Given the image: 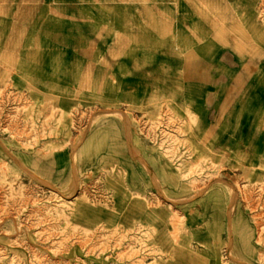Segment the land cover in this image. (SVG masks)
<instances>
[{"label": "crops", "instance_id": "0c3cea01", "mask_svg": "<svg viewBox=\"0 0 264 264\" xmlns=\"http://www.w3.org/2000/svg\"><path fill=\"white\" fill-rule=\"evenodd\" d=\"M254 6L0 0V95L59 110L51 127H37L35 155L21 146L13 151L0 133V168L88 187L68 198L69 239L53 241L67 253L48 263L264 264V23ZM220 7L228 9L224 16ZM88 109L97 112L56 129L61 112L68 120ZM130 119H162L164 126L139 130ZM172 119L179 129L168 124ZM173 138L186 151L183 167L206 157L242 170L227 168L228 189L219 181L194 188L205 181L177 171ZM242 172L249 190L241 195L235 183ZM10 228L26 238L47 231ZM106 245L112 250H100ZM22 252L20 263L29 264Z\"/></svg>", "mask_w": 264, "mask_h": 264}, {"label": "rangeland", "instance_id": "374dc122", "mask_svg": "<svg viewBox=\"0 0 264 264\" xmlns=\"http://www.w3.org/2000/svg\"><path fill=\"white\" fill-rule=\"evenodd\" d=\"M252 1L255 5L252 13L264 23V0ZM227 10L225 7H220V16H224V12ZM233 15H239V11H235ZM4 105L9 109L4 110ZM96 112V109H88V112L72 111L68 115L69 121L64 118V114L61 112V118L55 120V127L58 130H64L68 126L73 128L76 123L81 122L86 117H93ZM58 113L59 110L50 103L39 105L35 99H24L15 95L5 98L0 95V133L5 135L7 146L11 147L13 151L16 147L21 146L29 151V154L35 155L33 153L35 143L39 138L35 134L37 127H51L52 118ZM37 114H44V120L37 121ZM130 122L133 128L139 130L149 127L156 129L164 126L162 119L156 121V123H150L144 119H130ZM169 123L174 129L180 127L174 119L168 120ZM52 136L53 134H50V137ZM171 153L174 162L178 165L176 166L177 171L182 176L193 177V179L200 178L205 181L202 185L193 183L194 188H207L210 182L219 181L221 185H225L228 189L227 168L236 172L242 170L230 165L226 159L222 158L219 163H216L206 157L189 162L188 167H183L181 163L185 158L186 151L184 149L182 151L178 138H173ZM44 155L46 156V153ZM188 155L192 157L193 153ZM8 172L9 170L0 168V175L7 176L6 183L0 182V264H21L23 249L27 252L29 264H51L48 263L49 257L59 254L66 255L67 253L66 248L54 247L53 241L55 235L60 236L62 242L69 239L67 226L72 223L69 218L72 204L69 203L68 198H72L77 192L82 195L86 194L88 187L86 189L85 185L82 184L52 185L38 181L35 174L30 172H24L22 175L16 173L12 176ZM246 175L244 172L240 173V182L235 183V188L241 195L249 190V186L244 185V181L247 179ZM26 179L28 180L27 183L20 182V180ZM91 202L111 204L109 199L96 200L92 198ZM157 205H160L159 201H157ZM15 225L46 227L47 231L38 232L32 237H18L19 235L17 236L16 233L10 230V227ZM53 225L62 226L63 231L54 234L51 231ZM113 237L112 234L107 240H113ZM35 243L36 246H34ZM113 244L116 246L117 243ZM21 245H23V248H21ZM96 249L95 247L89 248L86 254L90 255ZM100 250L110 251L112 249L106 245L105 248L101 247Z\"/></svg>", "mask_w": 264, "mask_h": 264}]
</instances>
